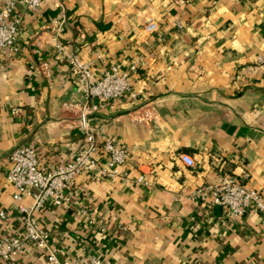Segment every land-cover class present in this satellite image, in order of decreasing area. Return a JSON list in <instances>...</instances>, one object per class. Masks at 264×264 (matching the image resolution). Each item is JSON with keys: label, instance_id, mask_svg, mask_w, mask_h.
Segmentation results:
<instances>
[{"label": "crops", "instance_id": "obj_1", "mask_svg": "<svg viewBox=\"0 0 264 264\" xmlns=\"http://www.w3.org/2000/svg\"><path fill=\"white\" fill-rule=\"evenodd\" d=\"M56 1L60 7L51 0L34 11L18 6L15 51L0 54V211L7 214L0 237H23L18 207L30 204L12 199L10 153L31 147L41 167L54 169L87 146L68 107L79 101V87L55 54L58 41L91 65L94 79L133 66L137 95L88 120L97 148L109 139L127 152L130 181L80 174L70 206L47 204L36 217L59 261L264 264L260 215L231 219L191 198L223 174L264 196V0ZM149 21L156 33L145 32ZM179 154L194 169L185 170ZM139 177L149 186L135 185ZM0 264L49 263L26 244Z\"/></svg>", "mask_w": 264, "mask_h": 264}, {"label": "built area", "instance_id": "obj_2", "mask_svg": "<svg viewBox=\"0 0 264 264\" xmlns=\"http://www.w3.org/2000/svg\"><path fill=\"white\" fill-rule=\"evenodd\" d=\"M43 1H0V54L4 51H15L19 25L16 15L17 7L23 6L26 10L34 11ZM51 1L55 6L60 7L56 0ZM177 2L180 5L185 4V0H177ZM64 24V18L54 23L55 36L63 32ZM144 30L148 34L156 33V22L149 21L144 26ZM54 50L56 56L67 64L78 84L79 101L68 107L78 114V126L86 138L87 146L77 154L73 161L54 169L41 167L36 152L31 147H17L10 153V168L5 180L14 189L12 199L19 203L28 199L30 204L18 207L24 227L23 237L21 239L0 237V260L16 258L23 252L26 244H32L44 253L49 264H101L93 258L59 261L57 250L49 242V234L40 228L36 217L47 204L56 207L70 206L76 197L73 193V181L80 174H96L100 178L111 181H130L129 175L123 171L127 152L109 139L104 140L100 149L97 148L88 120L99 108L110 102L123 98L130 101L137 99L129 77L135 68L132 66L128 72H121L119 67L114 66L105 71L101 78L94 79L91 65L82 62L77 54L67 51L62 43L55 41ZM100 154L103 162L99 159ZM176 160L185 170H192L195 167L193 159L188 155L179 154ZM134 184L149 186V183L143 181V177H139ZM191 198L200 201L207 200L210 205L220 207L231 219H241L252 211L260 215L262 224H264V196L255 190L244 188L226 174L221 175L216 184L197 187ZM81 213L86 217L85 211ZM6 217V212L0 211V223ZM91 223L90 220L88 224Z\"/></svg>", "mask_w": 264, "mask_h": 264}]
</instances>
